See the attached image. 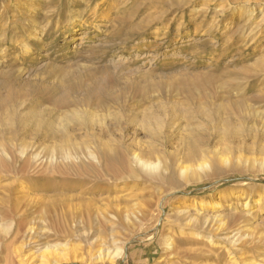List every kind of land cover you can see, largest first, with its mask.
Here are the masks:
<instances>
[{
  "label": "rangeland",
  "instance_id": "obj_1",
  "mask_svg": "<svg viewBox=\"0 0 264 264\" xmlns=\"http://www.w3.org/2000/svg\"><path fill=\"white\" fill-rule=\"evenodd\" d=\"M0 224V264L28 226L64 264H264V0H0Z\"/></svg>",
  "mask_w": 264,
  "mask_h": 264
},
{
  "label": "bare ground",
  "instance_id": "obj_2",
  "mask_svg": "<svg viewBox=\"0 0 264 264\" xmlns=\"http://www.w3.org/2000/svg\"><path fill=\"white\" fill-rule=\"evenodd\" d=\"M138 150L139 152L132 151L131 155L135 161V164L141 166L142 168H145L146 170H155L158 165H161L163 161L162 159L165 158L164 156H162L161 151L153 144H149L145 148ZM201 155L202 157L200 158V161H195L196 163H192L190 165L177 164L176 168L181 172H190L191 176H194V174H196L195 168L203 167V165L207 163L211 168H222L224 164L228 162L229 167L232 168L233 161L229 160L227 157H224V155H216L213 158H210L208 162L206 161V156L203 154V152H201ZM163 167L164 171L176 170L174 163L168 164L165 162ZM6 227L9 228V226L7 225L5 226L0 224V228ZM31 233H34V235H32ZM20 242V245L15 248L18 257L20 258L18 264H64L68 262L87 263L86 258L67 243L59 241L50 242L49 240L46 241L42 235H35L33 226H28L27 237L25 239H22V241ZM104 246L105 243L102 242L96 249V251L91 255V258L96 262H109V264H113V259L121 254L122 249L116 248V250L113 249L112 251H110L109 247Z\"/></svg>",
  "mask_w": 264,
  "mask_h": 264
}]
</instances>
